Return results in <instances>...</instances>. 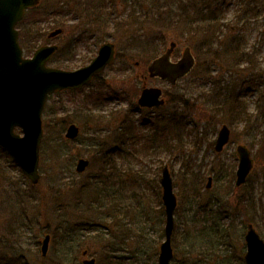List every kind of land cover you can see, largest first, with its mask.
I'll return each instance as SVG.
<instances>
[{
    "label": "rangeland",
    "instance_id": "374dc122",
    "mask_svg": "<svg viewBox=\"0 0 264 264\" xmlns=\"http://www.w3.org/2000/svg\"><path fill=\"white\" fill-rule=\"evenodd\" d=\"M17 28L25 56L58 45L51 67L87 64L105 41L116 57L87 85L48 96L36 184L0 149V264H157L163 166L177 199L170 264H245L247 224L264 238V0H40ZM171 40L173 61L184 46L195 56L174 85L146 75ZM143 85L162 89V107L138 106ZM171 111L182 124L159 132ZM71 122L80 130L67 139ZM222 124L230 138L216 152ZM238 144L253 166L236 187ZM79 157L89 160L82 172Z\"/></svg>",
    "mask_w": 264,
    "mask_h": 264
},
{
    "label": "water",
    "instance_id": "95a60500",
    "mask_svg": "<svg viewBox=\"0 0 264 264\" xmlns=\"http://www.w3.org/2000/svg\"><path fill=\"white\" fill-rule=\"evenodd\" d=\"M38 0H0V146L6 149L20 165L24 174L36 183L39 179L38 159L42 136L41 112L49 93L54 90L76 88L88 82L95 73L100 72L114 57V44L103 43L91 62L76 70H62L47 67L46 60L56 49L55 45H43L37 48L31 58H22L18 44L16 22L22 17L24 9L35 6ZM61 32L57 28L49 33L55 36ZM176 43L170 41L166 50L152 59L147 65L150 77H160L170 84L186 75L194 64V57L186 46L177 61L170 60V54ZM162 90L158 87H146L141 90L138 105L142 107L159 106L164 103ZM20 126L23 136L14 133L15 126ZM79 132L74 123L68 125L65 137L75 138ZM229 128L223 124L217 134L215 151L219 152L229 140ZM238 165L235 171V186H240L252 169L253 160L245 145L236 147ZM88 160L78 158L76 171H83ZM210 177L206 188L210 187ZM162 202L165 209V239L160 244L158 264H170L172 257L171 234L173 213L177 199L173 192L172 179L167 166L162 168L160 178ZM247 251L244 255L247 264H264V241L259 237L252 224H248L245 233ZM49 235L46 234L41 245L45 255ZM86 254V250L82 252ZM83 264H94V258H84Z\"/></svg>",
    "mask_w": 264,
    "mask_h": 264
},
{
    "label": "trees",
    "instance_id": "16d2710c",
    "mask_svg": "<svg viewBox=\"0 0 264 264\" xmlns=\"http://www.w3.org/2000/svg\"><path fill=\"white\" fill-rule=\"evenodd\" d=\"M154 55V54H153ZM182 99H179L177 101L181 102ZM184 102H187L188 100L186 99H183ZM46 116H47V120H49L50 118V113H46ZM86 116H87V120H89L90 116L87 115L86 113ZM65 117H68V116H65ZM83 118V117H82ZM94 118V119H93ZM91 119L92 120H98L99 119V115L98 114H93L91 116ZM168 119L170 120V122L172 123V121L174 122V126H177V125H180L182 123V120L179 119V117L177 116V113L174 112V111H171L170 114L168 113ZM66 120H64L65 122ZM83 121H84V118H83ZM169 124L170 123H164V124H160L159 125V132H163L165 130L166 127H169ZM174 126H173V129H174ZM175 134V133H174ZM120 139L122 142H124V140L122 139L121 137V134L119 135ZM121 148V147H120ZM113 150V149H112ZM101 162H102V167L100 169V171L103 172V170H109L108 168L110 167L111 165V161L109 159V157H104V158H101ZM107 165V166H106ZM117 263V262H116Z\"/></svg>",
    "mask_w": 264,
    "mask_h": 264
}]
</instances>
